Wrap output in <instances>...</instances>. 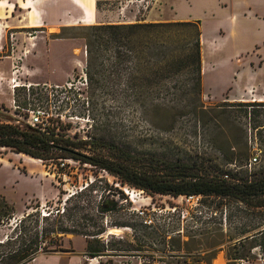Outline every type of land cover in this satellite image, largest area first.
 Listing matches in <instances>:
<instances>
[{"label": "rangeland", "instance_id": "374dc122", "mask_svg": "<svg viewBox=\"0 0 264 264\" xmlns=\"http://www.w3.org/2000/svg\"><path fill=\"white\" fill-rule=\"evenodd\" d=\"M31 4L29 0H0V13L10 9L12 13H31L26 9ZM97 4L101 22L199 20L204 37L201 94L204 104L210 107L224 101H264L242 96L239 89L248 91L244 84L250 75L247 68L238 75L242 68L260 62L258 53L264 57V23L243 15L264 13V0H99ZM234 13L241 15L236 18ZM44 20L19 32H9L0 49L2 58L8 57L21 65L20 86L12 88L8 84L6 95L12 99L0 101L1 120L26 121L27 109L40 105L50 121L56 119L61 125L64 136L80 142L77 149L85 153L119 160L120 149L130 148L139 161V149L149 151L153 147L162 156L165 152L173 157L198 152L200 158L204 156V166L211 167H229L232 151H239L238 146L231 144L240 135L238 126H241L247 132L251 158L253 161L255 156L258 158L252 170L264 161V108H257L261 112L252 114V119L256 117L261 122L256 129L251 127L250 116L239 106L214 107L209 111L215 115L213 120L208 118L209 114L181 111L174 115L171 127L168 123L151 125L139 113L137 90L128 87L127 72L116 70L109 63L88 66L82 30L69 28L63 32V25L52 17ZM84 23L89 24H71ZM261 71L254 77L264 83ZM97 80L101 84L97 85ZM251 86L264 94V87L254 82ZM223 110L224 114L216 115ZM224 135L230 140L223 143L210 140L211 136L223 139ZM240 174H247L245 166H241ZM92 181L96 188L88 189L87 194L95 200L108 193L111 184L122 188L132 200V203L124 202L121 210L109 213L108 219L132 217L130 211H139V251H132L139 257L125 255L113 261L90 258L85 254L83 234L66 232L61 233L59 242L64 251L41 252L28 264H176L170 256L169 241L177 229L184 233V241L188 236L197 240L188 246L176 245L191 262L193 256H207L215 236L216 252L210 264H264V204H258L263 197L243 201L220 195L188 198L150 193L122 183L105 169L79 158H36L10 147H0V196L13 207L0 222V239L13 234L16 220L24 213L37 208L46 211L60 203V196L67 197ZM132 232L129 227H110V233L130 241H133ZM159 233H165V241ZM229 254L240 258L231 259ZM202 264L206 263L202 261Z\"/></svg>", "mask_w": 264, "mask_h": 264}, {"label": "trees", "instance_id": "16d2710c", "mask_svg": "<svg viewBox=\"0 0 264 264\" xmlns=\"http://www.w3.org/2000/svg\"><path fill=\"white\" fill-rule=\"evenodd\" d=\"M199 23V20L98 22L65 25L63 32L69 28L82 30L88 66L109 63L116 70L128 73V87L137 90L139 113L146 116L151 125L168 123V127H171L174 115L181 111L209 114L208 118L213 120L215 115H210L209 111L214 107L239 106L245 115L250 116L251 127L259 128L261 122L256 117L252 119V114L261 112L257 108H264V101H224L210 107L202 101L203 57ZM86 71L91 75L89 70ZM98 84H101L99 80ZM224 113L223 110L216 115ZM55 120L49 119L47 125L41 126L28 121H16V118L15 121L0 119V147H10L13 151L43 159L67 156L79 158L105 169L122 183L150 193L173 196L220 195L243 201L263 197L258 204H264V161L258 169L252 170L246 166L251 159L250 147L246 141L247 132L241 126H238L240 135L231 142V145L239 147V151H232L229 167H211L204 166V156L200 158L198 152L177 157L165 152L162 156L152 147L149 151L139 149V161L130 148L120 149L122 159L119 160L98 153H85L77 149L79 141L64 136L60 131L61 125ZM224 137L211 136L210 140L218 143L230 140L228 136ZM84 142L87 144L90 141ZM107 146L112 148L111 145ZM241 166H245L246 175L240 174ZM95 188L92 181L67 197L60 196L58 201H64V204L52 205L46 211L37 208L24 213L16 220L13 234L0 239V264H28L41 252L64 251L59 242L61 233L66 232L83 234L86 238L85 254L90 258L113 261L125 255L137 257L139 254L132 251H139V211H130L132 217L108 219L109 213L121 210L126 204L124 202L132 203V200L122 188L114 184L110 185L108 193L101 194L100 199L95 200L87 194L88 189ZM12 208L7 199L0 196V222L7 210ZM110 227L131 228L133 241L110 233ZM159 236L165 241V233H159ZM183 236L184 233L177 229L170 237L173 263L202 264L204 261L210 264L216 252L215 236H212L207 256H193L192 262L187 259V254L180 253L176 245L188 246L197 240L188 236L189 239L184 241ZM229 255L231 259L240 258Z\"/></svg>", "mask_w": 264, "mask_h": 264}, {"label": "crops", "instance_id": "0c3cea01", "mask_svg": "<svg viewBox=\"0 0 264 264\" xmlns=\"http://www.w3.org/2000/svg\"><path fill=\"white\" fill-rule=\"evenodd\" d=\"M4 1V0H1ZM10 1V0H8ZM14 1H25V0H14ZM32 2L31 7H27L31 13H12L11 9L5 13H0V49L3 48L4 43H6L5 38L8 37L9 32H19L20 30L32 27L33 25H38L44 22L46 18L52 17L54 21L61 25H73L71 23H82V22H101L99 21L98 13V1L99 0H29ZM31 8V9H30ZM25 9V8H24ZM239 18L241 13H234V17ZM243 15H249L253 21L261 24L264 23V13H243ZM85 24V23H84ZM75 25V24H74ZM202 56L204 55V37L202 35ZM260 56V62L253 66L242 68L238 75L241 76L244 70H248L250 79L244 84L248 87V91L244 88H240V94L242 96H247L251 99H264V94L259 93L252 88L251 82H254L259 87H264V83L260 82L255 78V74L259 71L264 72V57L262 54L258 53ZM204 58V57H203ZM11 64L12 61L8 57L2 58L0 56V74L3 79L0 81V101L2 99L11 100V96L6 95V89L8 85V78L11 76ZM203 72L205 69V63L203 59ZM243 85V86H244ZM237 92V91H236ZM242 92V93H241ZM261 92V91H260ZM235 94V93H234ZM242 99H247L240 97ZM19 153V152H18ZM23 153V152H21Z\"/></svg>", "mask_w": 264, "mask_h": 264}, {"label": "built area", "instance_id": "2783aa9c", "mask_svg": "<svg viewBox=\"0 0 264 264\" xmlns=\"http://www.w3.org/2000/svg\"><path fill=\"white\" fill-rule=\"evenodd\" d=\"M21 73V65L17 61L12 62V70H11V76L8 78V84L15 88L16 86H20V81H18V77ZM86 78V77H85ZM3 79V76L0 74V81ZM29 116L26 121L31 123L32 125H41L45 126L49 123V117L47 111L42 106H37L33 108H28ZM20 116V115H19ZM16 121H21L19 118H16ZM255 161H257V157H254ZM253 158L250 159V161L246 164L248 167H252L254 163ZM254 162V163H253ZM188 198H194L195 195H189Z\"/></svg>", "mask_w": 264, "mask_h": 264}]
</instances>
